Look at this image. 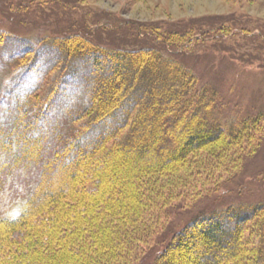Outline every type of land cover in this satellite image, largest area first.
<instances>
[{"label":"trees","instance_id":"trees-1","mask_svg":"<svg viewBox=\"0 0 264 264\" xmlns=\"http://www.w3.org/2000/svg\"><path fill=\"white\" fill-rule=\"evenodd\" d=\"M140 28L172 49L225 31ZM168 54L0 31V264H139L170 200L163 173L227 171L257 154L264 112L210 120L217 92ZM263 220L264 203L200 215L152 264H264Z\"/></svg>","mask_w":264,"mask_h":264},{"label":"rangeland","instance_id":"rangeland-1","mask_svg":"<svg viewBox=\"0 0 264 264\" xmlns=\"http://www.w3.org/2000/svg\"><path fill=\"white\" fill-rule=\"evenodd\" d=\"M141 24L152 25L161 35L189 27L212 35L222 27L225 31L221 38L172 49L151 33L140 34ZM0 31L25 40L79 34L110 49L159 47L196 74L198 89L217 92L210 120L237 125L264 112V0H0ZM261 130L257 154L243 157L237 167L207 170L193 162L163 173L159 188L170 200L158 220L156 243L139 264H152L168 240L200 215L264 203V126ZM209 149L196 158H204ZM1 205L4 214L18 213L9 201Z\"/></svg>","mask_w":264,"mask_h":264}]
</instances>
